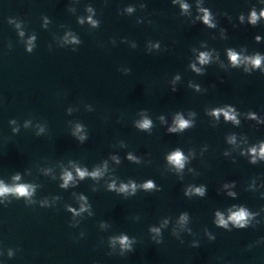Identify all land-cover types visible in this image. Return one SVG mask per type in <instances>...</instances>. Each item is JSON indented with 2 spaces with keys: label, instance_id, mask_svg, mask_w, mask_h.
<instances>
[{
  "label": "water",
  "instance_id": "1",
  "mask_svg": "<svg viewBox=\"0 0 264 264\" xmlns=\"http://www.w3.org/2000/svg\"><path fill=\"white\" fill-rule=\"evenodd\" d=\"M253 10L264 0H0V184L31 189L0 196V264H264ZM177 117L190 125L170 131ZM240 208L245 228L217 225Z\"/></svg>",
  "mask_w": 264,
  "mask_h": 264
},
{
  "label": "clouds",
  "instance_id": "2",
  "mask_svg": "<svg viewBox=\"0 0 264 264\" xmlns=\"http://www.w3.org/2000/svg\"><path fill=\"white\" fill-rule=\"evenodd\" d=\"M181 8L184 11H187L188 5L182 3ZM129 11H131V9H129ZM200 11H202L204 13V15L202 17L203 23L208 25L209 27H214L215 25L212 23L211 14L209 13V11L207 9H200ZM260 17H264V11H261L259 14V17H258L257 13L253 10L250 14V23L255 24ZM89 22L92 23L94 26L96 24L95 21L91 20V17H89ZM258 39H259V37H257V40ZM73 42H76L75 39H73ZM29 43L31 45V42H29ZM30 50H31V47H29V51ZM228 55H229L230 61L232 62V64L234 66H236L240 63V56L237 53L230 50ZM262 59H264V57H261L259 55L255 56L254 58H245V60L248 63H250L254 68H259L261 66ZM208 61H209V54L208 53H201L200 57H199V62L201 64H205ZM193 68L197 72L200 71L199 69H196L194 65H193ZM222 111L224 112L226 119L232 120L233 122L238 123V121H236L235 115L232 114L231 109H229L228 111H224L222 109L216 110L212 114L215 116H219L220 112H222ZM176 124H177V127L170 129V131H177L178 129L183 130L184 128L189 127L190 122L187 120H184L182 117H177ZM138 126L143 128V129H148L151 126V122L149 120H144ZM77 131H79V128L77 129ZM81 139H83V137H81ZM251 151L255 155L256 149L253 148ZM259 155L262 158H264V145L261 146ZM168 159H169V162L173 163L178 169H182L184 167L185 157L183 156V154L180 151H176L175 153L170 155L168 157ZM252 162L255 163V159H253ZM77 172L81 178H83L85 175H89V173H86L85 171H81L79 169H77ZM100 174L101 173L98 170L96 172L91 173L90 175H92L93 177H97ZM17 179H18V177H17ZM70 180H72L71 173H66L64 176V185L63 186H67V184ZM109 187L111 189H115L114 184L110 185ZM143 187L145 189H152L154 187V184L152 181H148L146 184L143 185ZM129 188H131V191L134 193L135 189H136V185L135 184H131L130 186L129 185H121V187L119 189H116V190L120 191V192H128ZM190 192H195L196 194H199V195L204 194L203 188L192 189L189 192H186L185 194L189 195ZM7 193H15L18 196H30L31 195V189L27 185H18L14 188H9L7 186H4L3 184H0V196H4ZM229 194L234 195L232 193H229ZM216 215H217V220H216L217 225L220 227H223V228H227L229 222H231L237 228H245L247 226L248 221H249L250 216H251V214L244 208H240L238 211L232 212L228 216L227 219H225L224 216L220 213H217ZM186 219H187L186 215L181 216V222H184ZM153 231H158V229H154ZM120 243H121L122 247H124V248L130 247V242L126 236H123L120 238Z\"/></svg>",
  "mask_w": 264,
  "mask_h": 264
}]
</instances>
